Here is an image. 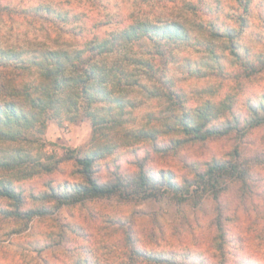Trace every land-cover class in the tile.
<instances>
[{"label": "rangeland", "instance_id": "rangeland-1", "mask_svg": "<svg viewBox=\"0 0 264 264\" xmlns=\"http://www.w3.org/2000/svg\"><path fill=\"white\" fill-rule=\"evenodd\" d=\"M54 10L81 14L90 31L92 22L103 20L106 14L175 20L184 24L198 44H178L171 51L167 48L164 57L152 58V75L142 65L111 58V65L125 70L112 87L121 105L105 104L95 122L79 110L74 120L65 113L50 119L43 133H35L30 141L0 139V180L12 181L26 194L42 190L46 182L81 179L72 172L71 162L65 161L66 151L83 154L116 145L120 169L132 171L133 158L125 149L135 142V130L157 129L167 137L171 116L182 109L193 114L207 102L216 110L232 100L244 116L247 99L264 93V0H253L248 16L234 0H0V47L64 46V32L59 36L52 21L41 14ZM239 16L246 17L242 27ZM211 21L241 30L239 60L229 54L224 42L203 35ZM138 51L134 48L131 53ZM241 128L221 138L186 142L169 155L152 153L147 163L154 170L189 175V163L202 167L236 150L239 160L250 165L245 196L236 197L237 187L221 196L228 208L223 255L211 241L215 207L211 198L195 207L177 206L167 198L123 202L113 198L62 206L32 221L0 215V264H77L78 260L81 264H127L131 249L137 247L188 253L195 264H264V124ZM146 147L139 150L140 155ZM96 176L104 180L108 172L98 170ZM6 204L0 201V207Z\"/></svg>", "mask_w": 264, "mask_h": 264}, {"label": "trees", "instance_id": "trees-1", "mask_svg": "<svg viewBox=\"0 0 264 264\" xmlns=\"http://www.w3.org/2000/svg\"><path fill=\"white\" fill-rule=\"evenodd\" d=\"M234 2L248 16L253 0ZM37 11L35 14L40 15ZM50 13L41 14L52 21L59 36L64 32V46L52 44L43 50L0 47V139L30 141L35 133H43L50 119L65 113L74 120L79 110L95 122L105 104L121 105L112 87L125 70L122 66L111 65V58L118 56L128 64L142 65L144 71L152 75V58L164 57L167 48L171 51L178 44H198V39L193 38L184 24L175 20L124 19L106 14L103 20L92 22L93 30L90 31L79 13L55 10ZM238 18L242 27L246 17ZM66 25L69 28L65 29ZM203 35L224 42L229 54L239 60L240 29L237 31L234 26L211 21L205 26ZM206 47L214 53L210 44ZM134 48L141 52L131 53ZM230 101L216 110L207 102L193 114L182 109L171 116L173 123L168 124L166 132L170 135L167 137L157 129L135 130L132 134L135 142L128 143L125 149V153L133 158L130 161L134 166L132 171L120 169V154L119 151L114 154L115 145L113 149L83 154L78 150L66 151L64 159L71 162L72 172L81 177L78 181L57 184L50 181L42 190L26 194L12 181L0 180V201L7 203L5 208L0 207V215L22 222L85 200L116 198L123 202L167 198L177 206L188 204L195 207L205 198H211L215 203L211 241L218 254L223 255L227 233L224 220H227L228 208L221 196L235 187L236 197L242 199L245 196L251 179L250 165L239 160L236 150L225 158H212L202 167L189 163V175L177 176L165 168L154 170L147 163L152 153L169 155L186 142L221 138L238 133L244 126L252 128L264 124V93L247 99L244 116ZM142 147L146 148L140 155ZM102 169L108 172V176L99 180L96 173ZM215 256L219 262L224 261L222 256ZM129 258L131 261L127 264L138 260L148 264L196 263L188 253L143 247L131 249ZM82 262L78 260L77 264Z\"/></svg>", "mask_w": 264, "mask_h": 264}]
</instances>
